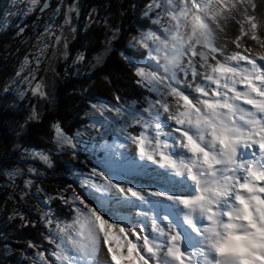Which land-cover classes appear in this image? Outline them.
Returning a JSON list of instances; mask_svg holds the SVG:
<instances>
[{
    "label": "snow or ice",
    "instance_id": "6c2138e0",
    "mask_svg": "<svg viewBox=\"0 0 264 264\" xmlns=\"http://www.w3.org/2000/svg\"><path fill=\"white\" fill-rule=\"evenodd\" d=\"M248 3L150 0L144 15L156 27L129 42L145 49L147 60L129 62L137 83L155 99L142 110L126 107L119 97L111 107L93 106L121 121L116 131L139 159L118 150L127 144L107 146L89 174V195L58 197L71 205V221L51 211L42 217L54 248L48 257L37 252L32 264H50V258L51 264H264V18L251 13ZM47 7L45 0L41 11ZM76 10L70 5L67 13ZM232 23L239 35L222 42L220 33L227 36ZM33 93L45 96L40 85ZM37 118L33 110L31 119ZM113 123L104 116L92 127L107 132ZM133 126L139 131L130 132ZM52 127L57 148L67 147L75 157L80 134L67 135L59 123ZM32 155L51 166L49 156ZM150 172L162 186L152 189L129 178ZM169 184L180 190L170 193ZM119 208L130 214L135 209V215L119 216ZM177 210L184 214L180 223L173 218Z\"/></svg>",
    "mask_w": 264,
    "mask_h": 264
},
{
    "label": "trees",
    "instance_id": "16d2710c",
    "mask_svg": "<svg viewBox=\"0 0 264 264\" xmlns=\"http://www.w3.org/2000/svg\"><path fill=\"white\" fill-rule=\"evenodd\" d=\"M56 2L51 0L52 4ZM83 2L86 3L82 15L84 29L80 21L77 43L69 49L71 53L81 52L85 60L78 65L70 61L68 75L60 73L61 92L57 93L55 105L45 107L36 122L24 126V103L18 102L13 89L0 97V264H32L37 251L47 254L53 249L54 245L45 239L49 229L42 217L51 211L60 220L70 222L71 205L58 198L71 197L65 181L67 174L91 172L89 160L93 161L95 156L84 154L85 158L77 155L71 159V152L58 149L54 143L53 124L59 123L67 135L73 136L89 123L92 105L116 104L119 97L125 106L144 108L148 99L155 97L137 83L138 77L129 62L143 60L146 50L128 45L131 36L156 27L141 16L150 0ZM114 31L116 38L112 39ZM0 41L5 42L6 38ZM98 55L102 56V62H97ZM75 69L76 75L72 76ZM30 152L49 156L51 166L43 180L56 187L60 195L28 208L17 185L21 184L19 172L27 167L26 154ZM12 204L19 206V210ZM30 243L39 247H29Z\"/></svg>",
    "mask_w": 264,
    "mask_h": 264
},
{
    "label": "rangeland",
    "instance_id": "374dc122",
    "mask_svg": "<svg viewBox=\"0 0 264 264\" xmlns=\"http://www.w3.org/2000/svg\"><path fill=\"white\" fill-rule=\"evenodd\" d=\"M83 1L85 0H57L56 3H51L47 9L40 12L39 10L44 0H38L35 6L31 4V0H0V39L6 38L5 42L0 41V97L13 89L18 98V102L24 103V126L27 123L36 122L38 119H31L33 110H35L39 117L43 114L45 107L55 105L57 93L61 92L58 83L60 73H64L63 76L68 75V63L71 61V64L78 65L81 64L83 59L85 60V58L82 60L78 59L82 55L81 52L71 53L69 49L77 43L75 38L80 21L82 23L81 29H84L85 19H82V15L86 3ZM251 4H255L256 9H252ZM70 5H75L77 10L67 13L68 6ZM57 8L60 9L58 14L56 12ZM248 9L258 18H264V0H250ZM145 10L141 16L149 19V17L144 15ZM66 13L69 18L68 23H65ZM147 29L145 28L141 31H146ZM236 35H239V25L234 23L228 26L227 36H225V33H220L222 42L226 41L229 36L235 37ZM134 36L128 39L129 46H131L129 42ZM229 45L232 48L235 47L234 45ZM35 60L40 62L39 65L34 64ZM146 60L147 51L143 60L135 61L131 59L130 61L142 65ZM76 72L75 69L72 76L76 75ZM37 85H40L41 90L45 93L44 97H41L38 93H33V89ZM167 99L171 102L172 98L168 97ZM95 105H107L111 107L114 104L101 102ZM93 106H91L89 112V123L73 135L80 134L77 137L79 143L75 157L81 155L85 158L84 154H92L95 156L93 161L89 160L90 171L93 167L102 163L107 146H116L119 144L131 145L116 131L121 121L113 113L107 111L104 112V115H101L99 108ZM135 109L142 110L143 108L135 107ZM104 116H109L113 119V126L107 132H104L102 129L97 131V129L92 127V124L97 121H103ZM132 128H129L130 132L139 131L138 126ZM64 148L71 152V159L74 160L75 157L72 154V150L67 147ZM118 150L124 151L127 154L125 148ZM32 153L26 154L28 165L25 170L19 172L21 184L17 185L19 191L22 192L23 201L28 208L34 205L39 206L41 203H47L49 198L60 195L56 187L48 185L43 180L47 176L50 166L38 156L32 155ZM127 156L130 158V155L127 154ZM146 163L149 166H153L151 162ZM29 169H34V171H29ZM89 174L84 171L81 173L74 171L67 174L65 181L67 188L71 192V197L74 194L89 195L92 191L91 185L88 182L90 179ZM142 176L140 174L134 176L132 173L129 178L133 180L134 184L149 186L155 189ZM26 181H30V184L27 186ZM112 194L115 195V192ZM12 206L16 210H19V206L14 204ZM45 255L48 257V253ZM52 259L54 258H50V264Z\"/></svg>",
    "mask_w": 264,
    "mask_h": 264
},
{
    "label": "bare ground",
    "instance_id": "6f19581e",
    "mask_svg": "<svg viewBox=\"0 0 264 264\" xmlns=\"http://www.w3.org/2000/svg\"><path fill=\"white\" fill-rule=\"evenodd\" d=\"M233 33V32H232ZM231 35H234V34H231ZM230 37V36H229ZM228 37V38H229ZM230 38H234V36H232V37H230ZM247 43L251 46V47H253L254 49H256V50H258V46L255 44V42H253V41H251V40H247ZM230 46V45H229ZM231 47V46H230ZM172 100V99H171ZM170 101V100H169ZM167 113H164L163 114V119H165V120H167ZM170 124L172 123V122H169ZM168 130H170V128L168 129ZM125 150H126V152H127V154L128 155H130V159L131 158H135V159H139V157H138V155H137V153H136V151H135V146L134 145H129V146H127L126 148H125ZM150 167H157L158 168V166H150ZM159 171H164L163 169H158ZM134 174V176H138L139 174L140 175H143L142 177L145 179V180H147L148 181V183L150 184V185H153L154 186V188L156 189V188H158V187H160V186H162L161 185V182L158 180V178L156 177V175L155 174H153V173H149L148 175H145V174H143V173H133ZM177 179H179V178H177ZM167 187H168V189H169V192L171 193L172 191H179L180 190V186L178 185V184H169V185H167ZM115 195H119L118 193H115ZM112 207L113 208H117V206L116 205H112ZM135 209L132 211V213L130 214L128 211H127V209H125V208H119L118 209V215L119 216H127V217H129V219H131L132 218V216H134L135 215ZM183 213L182 212H179V210H177L176 212H173V218L174 219H176L177 220V223H180L182 220H183ZM149 225H150V223H149ZM185 228H186V230H187V226L185 225ZM151 229H150V226H149V231H150ZM192 235H193V237L195 238L196 237V234L195 233H192ZM129 239H131V240H135V237H131V236H129L128 237ZM105 251H106V249H105Z\"/></svg>",
    "mask_w": 264,
    "mask_h": 264
},
{
    "label": "water",
    "instance_id": "95a60500",
    "mask_svg": "<svg viewBox=\"0 0 264 264\" xmlns=\"http://www.w3.org/2000/svg\"><path fill=\"white\" fill-rule=\"evenodd\" d=\"M44 3H45V0H44V2H43V4H42L41 8L43 7ZM47 3H48V7H49V6L51 5V0H47ZM48 7H47V8H48ZM41 8H40V10H39L40 12H42V11H41ZM47 8H44V10L47 9ZM44 10H43V11H44ZM39 63H40V62H39L38 60H35V61H34V64H35V65H39Z\"/></svg>",
    "mask_w": 264,
    "mask_h": 264
}]
</instances>
